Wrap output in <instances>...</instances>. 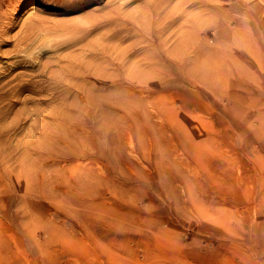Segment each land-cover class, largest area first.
<instances>
[{
    "label": "rangeland",
    "instance_id": "rangeland-1",
    "mask_svg": "<svg viewBox=\"0 0 264 264\" xmlns=\"http://www.w3.org/2000/svg\"><path fill=\"white\" fill-rule=\"evenodd\" d=\"M51 1L0 0V78L37 74L43 64L55 70L71 52L56 34L27 41L31 58L16 53L28 36L44 35L32 25L73 21L110 0L76 13ZM222 1L196 0L179 20L201 26L192 40L200 58L202 49L212 53L209 68L148 77L173 81L167 86H135L130 129L120 111L122 131L112 140L89 135L50 166L31 169L25 153L0 166V264H264V3ZM147 45L163 57L159 39ZM118 77L124 94L127 80ZM21 98L42 97L24 91ZM54 105L16 103L12 112ZM34 118L13 145L30 140ZM212 131L223 143L218 152L199 141ZM19 170L33 180H10Z\"/></svg>",
    "mask_w": 264,
    "mask_h": 264
},
{
    "label": "bare ground",
    "instance_id": "bare-ground-1",
    "mask_svg": "<svg viewBox=\"0 0 264 264\" xmlns=\"http://www.w3.org/2000/svg\"><path fill=\"white\" fill-rule=\"evenodd\" d=\"M56 1L66 13H76L100 0ZM195 1L110 0L109 6L101 11H91L73 21L33 24L31 29L42 27L44 35L33 38L28 36L22 43L23 48L15 50L17 54L22 52L25 58H31L27 52L32 50L33 45L40 39L47 41L55 34L63 39L59 45L71 52L56 59L55 70L43 64L37 74L4 75L0 78V166L12 161L19 153L26 154L31 169H37L39 165L50 166L58 155H66L75 152V148L79 149L87 142L89 135H100L107 141L112 140L122 131L118 122L120 111L127 115L126 128L130 129L135 86H167L173 81L158 82L148 77L172 73L178 78L180 75L197 74L209 68L212 53L202 49L203 57L200 58L201 48L192 40L198 39L201 26H183L179 22L186 7ZM257 1L264 3V0H249L253 9H256ZM222 3L226 4L227 0ZM38 9L33 4L30 11L35 13ZM253 36L258 38L257 33ZM218 37V34H213V39ZM149 39H159L162 42L163 57L156 51H149ZM171 39L175 41L168 46ZM27 41L33 45H28ZM46 48L50 46L40 47L43 50ZM133 51L140 54H133ZM159 59L166 62L160 63ZM127 63L129 64L126 65ZM15 64L12 63L9 67L12 68ZM135 66L148 70L145 73L135 72ZM119 74L124 75V80H127L124 94L117 91L121 81ZM32 75L40 80L33 82L30 78ZM45 84L49 89L45 90ZM24 91L42 98L35 101L21 98ZM202 95L201 92L197 94L198 97ZM28 102L55 105L45 111L28 109L12 112V106L16 103ZM31 117L35 118L32 119L34 125L30 126V140L13 145L12 137ZM3 121L8 123H2ZM213 133L212 131L208 136L202 134L199 141L206 145L207 150L218 152L223 143L216 134L213 138ZM224 150L229 152V147L226 146ZM21 173L19 170L17 176L11 175L9 179L18 183L23 179L29 183L33 180L31 173L20 179L18 175Z\"/></svg>",
    "mask_w": 264,
    "mask_h": 264
}]
</instances>
